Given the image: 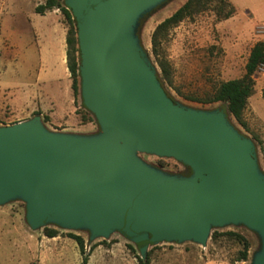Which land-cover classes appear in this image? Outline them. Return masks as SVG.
<instances>
[{
    "label": "water",
    "instance_id": "water-1",
    "mask_svg": "<svg viewBox=\"0 0 264 264\" xmlns=\"http://www.w3.org/2000/svg\"><path fill=\"white\" fill-rule=\"evenodd\" d=\"M157 0H65L77 28L82 95L107 137L47 133L37 116L0 127V203L26 201L32 227L54 221L119 230L145 258L151 243L204 244L212 225L243 223L262 236L252 264H264V176L253 146L223 111L200 112L164 92L134 39L138 14ZM189 164L192 180L159 174L133 149Z\"/></svg>",
    "mask_w": 264,
    "mask_h": 264
},
{
    "label": "rangeland",
    "instance_id": "rangeland-1",
    "mask_svg": "<svg viewBox=\"0 0 264 264\" xmlns=\"http://www.w3.org/2000/svg\"><path fill=\"white\" fill-rule=\"evenodd\" d=\"M44 2L0 0V127L39 116L47 133L83 140L105 138L109 135L84 104L80 68L76 120L70 117L66 126L58 128L35 109L38 100L32 96L39 94L38 105L46 107L49 95L62 98L69 81L58 53L65 49L64 29L53 24L52 14L35 11ZM185 2L157 0L143 9L134 25L136 45L174 103L200 112H224L232 129L251 141L257 172L264 176V66L253 75V91L243 111L247 128L228 113L226 103L204 102L222 82L244 74L251 47L264 41V0H199L189 15L158 33L153 43L157 25ZM232 7L234 12L224 18ZM49 12L67 29L59 9ZM132 152L141 164L163 176L187 181L195 176L189 164L174 156L138 148ZM45 228L57 230L58 235L47 237ZM229 231L247 241L246 260L238 259L242 245L226 234ZM69 233L84 239L86 264H139V250L117 229L107 236H92L88 227L69 228L54 221L32 227L26 201L19 196L0 203V264H82L83 256ZM261 250L259 231L239 222L212 225L204 244L162 240L149 244L146 254L150 264H252Z\"/></svg>",
    "mask_w": 264,
    "mask_h": 264
},
{
    "label": "trees",
    "instance_id": "trees-1",
    "mask_svg": "<svg viewBox=\"0 0 264 264\" xmlns=\"http://www.w3.org/2000/svg\"><path fill=\"white\" fill-rule=\"evenodd\" d=\"M63 0H45L44 3L38 4L35 7V11L40 14H44L47 10L59 9L63 14V22L66 24V65L70 73L71 78V87L73 90L74 97L76 98L79 90V62H78V38H77V28L74 21V18L70 10L62 2ZM199 0H186V2L176 9L170 16L166 17L161 21L152 35V42H155L156 36L158 33L166 30L168 27L175 25L181 21L185 16L189 15L192 12L193 6H195ZM234 12L233 7L224 15V18L231 16ZM264 66V41H257L251 47V50L248 55L247 62L245 64V72L241 77L233 78L222 82L215 92V94L207 98L204 102H216L221 101L226 103L228 113L244 128H247L246 122L243 120V111L247 104L248 97L252 94L254 80L253 75L257 70ZM264 95V92H263ZM40 114L39 112H37ZM76 113L79 112L76 109ZM84 118H81V122H84ZM45 235L47 237H56L58 231L51 228H45ZM228 236H234L240 240L242 245V250L238 259L246 260L248 243L246 240L242 239L237 233L229 231L226 232ZM69 237L74 239L78 245L80 254L82 257V264L87 262V254H85L84 249V239L80 235L68 234ZM139 264H150L149 254L147 253L145 258L142 259L140 256H137Z\"/></svg>",
    "mask_w": 264,
    "mask_h": 264
},
{
    "label": "crops",
    "instance_id": "crops-1",
    "mask_svg": "<svg viewBox=\"0 0 264 264\" xmlns=\"http://www.w3.org/2000/svg\"><path fill=\"white\" fill-rule=\"evenodd\" d=\"M49 11L50 10L46 11L44 14H49V13L52 14L54 16L53 24L63 28L64 35L66 36V29L64 28V26L58 21V19L56 18L57 16ZM58 49H61V48H58ZM58 53H59V59L61 63L64 65V74L66 75V77L69 78L67 85L63 89L64 94L62 95V98L59 95H55V96L49 95L47 97L48 104L46 105V107L38 105L39 99H40L39 94L37 95L33 94L34 96H32V98L34 101L38 100L37 107L35 109L40 111L42 114H45V116L48 117V120L52 125L58 128H63L68 123V118L73 117L76 120V114H75L76 108L74 106L75 99H74V94H73V90L71 87L70 73L66 65V43H65V49L62 48V50H59Z\"/></svg>",
    "mask_w": 264,
    "mask_h": 264
}]
</instances>
